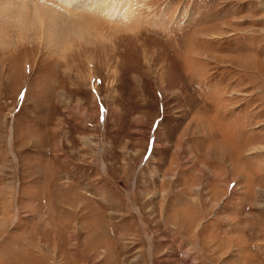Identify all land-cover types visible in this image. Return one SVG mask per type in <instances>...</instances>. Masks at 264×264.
<instances>
[{"label":"rangeland","instance_id":"1","mask_svg":"<svg viewBox=\"0 0 264 264\" xmlns=\"http://www.w3.org/2000/svg\"><path fill=\"white\" fill-rule=\"evenodd\" d=\"M125 1L0 45V264H264V0Z\"/></svg>","mask_w":264,"mask_h":264},{"label":"bare ground","instance_id":"2","mask_svg":"<svg viewBox=\"0 0 264 264\" xmlns=\"http://www.w3.org/2000/svg\"><path fill=\"white\" fill-rule=\"evenodd\" d=\"M136 14L141 16L125 0H0V45L22 42L28 36L39 37L44 46L53 45L57 52L65 54L74 36L87 39V18L97 24L91 27L93 30L100 23L105 22L104 26V20H111L108 29L116 33L127 27ZM135 24L139 27L140 20Z\"/></svg>","mask_w":264,"mask_h":264}]
</instances>
